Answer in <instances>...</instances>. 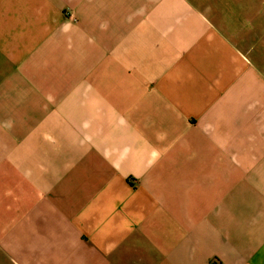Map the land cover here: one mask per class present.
<instances>
[{
    "label": "crops",
    "instance_id": "crops-1",
    "mask_svg": "<svg viewBox=\"0 0 264 264\" xmlns=\"http://www.w3.org/2000/svg\"><path fill=\"white\" fill-rule=\"evenodd\" d=\"M0 264H264V0H0Z\"/></svg>",
    "mask_w": 264,
    "mask_h": 264
}]
</instances>
